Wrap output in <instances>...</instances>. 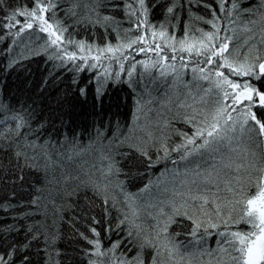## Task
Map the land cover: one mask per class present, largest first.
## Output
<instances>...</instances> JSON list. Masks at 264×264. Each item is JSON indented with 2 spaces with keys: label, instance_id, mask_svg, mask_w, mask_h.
<instances>
[{
  "label": "trees",
  "instance_id": "1",
  "mask_svg": "<svg viewBox=\"0 0 264 264\" xmlns=\"http://www.w3.org/2000/svg\"><path fill=\"white\" fill-rule=\"evenodd\" d=\"M51 3L43 16L62 35L59 45L35 20L29 29L28 17L16 16L18 24L8 19L17 9L31 10L35 0L0 3V256L7 264H111L148 240L153 247L143 249L145 264L155 249L164 264H236L239 243L231 233L252 231L241 217L264 176V133L258 125L248 131L252 120L241 130L248 102L228 107L216 72L260 93L264 77L232 74L196 49L201 40L209 43L204 33H214L211 44L227 42L230 61L264 62V0H224L225 11L220 0H145L147 16L138 0ZM142 20L147 24L137 28ZM152 31L167 35L153 38ZM141 35L143 43L129 46ZM181 40L193 51H182ZM253 100L251 111L264 123V107L255 94ZM218 102L227 107L220 118L224 138L214 141L217 150L199 148L212 139L207 122ZM198 128L203 137L195 136ZM242 139L251 145L245 153L236 151ZM235 166L236 174L204 177ZM97 239L106 256L94 255L88 240Z\"/></svg>",
  "mask_w": 264,
  "mask_h": 264
},
{
  "label": "snow or ice",
  "instance_id": "2",
  "mask_svg": "<svg viewBox=\"0 0 264 264\" xmlns=\"http://www.w3.org/2000/svg\"><path fill=\"white\" fill-rule=\"evenodd\" d=\"M3 0H0V3H2ZM138 3L140 5L139 11L144 15L147 16V8L145 7V0H138ZM54 5L51 3V0H49L47 6H44V0H35L34 7L31 8V10H28L27 7H23L21 9H17L11 16L8 17V19L14 21V23L18 24L20 23L19 20H16V16L20 17H28L30 20L26 22L25 27L31 29L33 27L32 20L38 21L40 25V31L47 32L48 36L50 38V43L52 45H59L63 42L62 35L57 34V31L53 30V24L48 23V21L44 18L43 13L49 11ZM233 8H235V4H233ZM220 9L222 11H225L224 8V0H220ZM169 13L173 11L172 7H169L167 9ZM131 14H135V11H133ZM197 19H202L200 17H197ZM205 23H212V26L215 28L216 25L212 21H205ZM141 24H147V20H142L137 25V28L140 27ZM3 26V25H0ZM8 27L14 26L13 24H8ZM23 31V29H21ZM62 32V30H59ZM152 37L155 38L157 36L164 38L167 33L164 31H160L157 33L156 31H152L151 33ZM215 38L214 33H204V39L207 40L209 43H205L204 40L199 41L200 47L196 49V55H205L206 56V62L211 64L214 63V58H219L223 63L219 65V67H224L229 70L230 73L238 75V76H249V77H255L256 79H260L261 77H264V62H260L258 64L256 63H248L247 57L245 58L244 63L237 64L235 61H230L228 56L225 55L226 52H228L229 45L227 42H223L219 44V46L211 44L213 39ZM145 41V37L143 35L137 36L136 39L132 40L129 44H136V43H143ZM71 43L72 41H68ZM181 50L182 51H188L192 52L193 47L188 46L185 48V41H180ZM160 45H156V49H160ZM81 51L84 49V45H80ZM108 51H111L112 49H107ZM146 49L141 48L140 51H145ZM157 54H159V51H157ZM76 56L75 53L68 54V58L74 59ZM258 69V71H257ZM193 71H196V69H193ZM200 72H203L204 69H199ZM216 75L221 77L222 79L216 81V87L223 89V97L225 99L231 98V105L228 107H232L233 110H237L236 106L244 104L245 101H247V111L242 113L243 115V122L241 124V130H244V125H247L249 120L255 121L254 125H250L248 127V131H256V125L259 126L258 134L264 133V123H261L260 120L256 118V115L254 112L251 111V108L254 105L253 96L254 94L258 97V103L260 107H264V93L258 92L256 89H254L249 83H236L233 80H230L228 76H225L223 72H216ZM204 79H207V77H202ZM228 89H232V92H229ZM239 91H236L238 90ZM220 103V107L217 108L216 114L212 116V119L210 122H207V118H205V121L207 122V137H211L212 139H204L203 143L199 145V148H205L210 151L217 150L213 147L214 141H219L223 139L224 137L221 135V129H220V118L224 117L225 113L227 112V107L223 105L222 102ZM15 119V117H14ZM192 120L195 119V117L191 118ZM231 114H227V118L225 119V123L228 122V120H231ZM17 129L23 127L22 124H18ZM16 135H20V133L17 131ZM205 135V129L198 128L195 136L197 137H203ZM195 140L192 138L187 139V144L191 145L194 144ZM34 146V145H33ZM186 147V146H183ZM137 152L141 156H147V152L141 149H137ZM192 153L189 152L188 155H191ZM14 155L19 158L22 156V153H14ZM182 159H187V156L182 157ZM27 166V165H26ZM111 171V168H110ZM261 173H264V168L260 169ZM22 179V177H21ZM260 181L257 182L254 187L256 188V192L254 195L249 196L245 200V207L243 209V215L241 217V220L246 223L250 224L252 226V231L241 233V232H233L231 233V236L234 241H237L239 243V247L236 249L240 253L239 257H233V260L236 261V264H264V176H261ZM206 202V201H205ZM105 203H107V200H105ZM174 213L177 215H187V213H181L178 208L174 209ZM171 217L169 218V222L171 223ZM120 223H124V221H121ZM212 227H216V225H211ZM168 224L166 223L164 226V231L167 230ZM196 227L199 228L200 224L197 223ZM92 232L99 236V232H96V229H92ZM193 234H195V230L193 231ZM129 236L132 235L131 232L128 233ZM88 243L93 245L95 248L94 255L96 256H106L107 252L100 251L101 244L100 241L97 240H88ZM120 243H113L111 248H109L108 252H114L117 248H119ZM145 247H153L151 241L146 240L144 243L137 246V250L135 254L131 255L130 257L125 258L124 256L114 258L111 261V264H145V259L143 256V249ZM131 251V249H129ZM161 255L159 249H155V255L151 257L150 264H164V261H159L157 258ZM24 261H27V257L23 258ZM0 264H7V260L4 256H0ZM91 264H97L96 261H92Z\"/></svg>",
  "mask_w": 264,
  "mask_h": 264
},
{
  "label": "rangeland",
  "instance_id": "3",
  "mask_svg": "<svg viewBox=\"0 0 264 264\" xmlns=\"http://www.w3.org/2000/svg\"><path fill=\"white\" fill-rule=\"evenodd\" d=\"M36 21V20H35ZM36 24H37V26L38 27H40V25H39V23H38V21H36ZM47 33V32H46ZM205 91L203 90V92H195V96H196V98H202V95H203V93H204ZM187 94H189V93H187ZM203 100V99H202ZM198 104H199V106H203V110H208L209 109V106H208V104L203 100V102L201 101V99H199L198 100ZM237 129V128H236ZM242 134H245V132H242ZM242 134H240V136L242 135ZM242 141V145H241V147H240V149H238V150H236L237 152H241V153H245L247 150H249V148H250V144H248V141L246 140V139H242L241 140ZM239 169H240V166H235V167H232V168H229V169H219L218 171H210V172H204V177H205V179H216V177H220V176H227L226 174H227V172H230V173H235L236 174V172L237 171H239ZM202 175V174H201ZM200 175V176H201ZM205 179L204 178H202V177H198V178H196L195 180H197L198 181V183L200 184V185H204L205 184ZM228 204L227 203H223L222 205H221V207H226ZM223 209V208H222ZM200 211H202V208H200Z\"/></svg>",
  "mask_w": 264,
  "mask_h": 264
}]
</instances>
